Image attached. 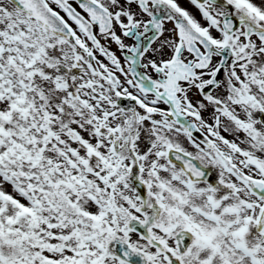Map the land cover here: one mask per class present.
I'll use <instances>...</instances> for the list:
<instances>
[{
	"label": "snow or ice",
	"instance_id": "6c2138e0",
	"mask_svg": "<svg viewBox=\"0 0 264 264\" xmlns=\"http://www.w3.org/2000/svg\"><path fill=\"white\" fill-rule=\"evenodd\" d=\"M0 264H264V0H0Z\"/></svg>",
	"mask_w": 264,
	"mask_h": 264
}]
</instances>
